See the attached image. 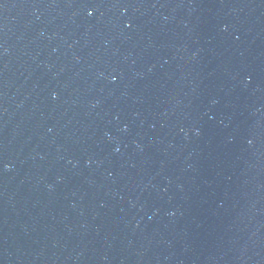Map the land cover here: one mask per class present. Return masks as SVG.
<instances>
[{"label":"water","instance_id":"obj_1","mask_svg":"<svg viewBox=\"0 0 264 264\" xmlns=\"http://www.w3.org/2000/svg\"><path fill=\"white\" fill-rule=\"evenodd\" d=\"M0 264H264L189 0H0Z\"/></svg>","mask_w":264,"mask_h":264}]
</instances>
